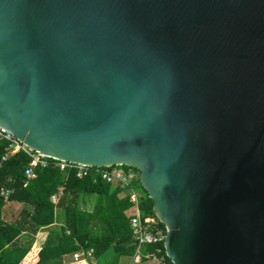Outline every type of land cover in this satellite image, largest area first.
<instances>
[{
  "label": "water",
  "instance_id": "obj_1",
  "mask_svg": "<svg viewBox=\"0 0 264 264\" xmlns=\"http://www.w3.org/2000/svg\"><path fill=\"white\" fill-rule=\"evenodd\" d=\"M0 126L137 168L175 264H264V0H0Z\"/></svg>",
  "mask_w": 264,
  "mask_h": 264
},
{
  "label": "trees",
  "instance_id": "obj_2",
  "mask_svg": "<svg viewBox=\"0 0 264 264\" xmlns=\"http://www.w3.org/2000/svg\"><path fill=\"white\" fill-rule=\"evenodd\" d=\"M6 145L7 141H0V160ZM30 160L20 150L0 167V264H120L123 256L134 255L138 244L130 224L133 205L119 184L96 178L94 173L79 176L75 167L61 169L52 158L49 165L36 167V177L28 178L25 168ZM135 187L141 193L142 214L154 217L152 228L166 235V225L157 217L154 201L139 179ZM6 189L10 190L7 195ZM90 198L93 204L87 208ZM9 202L22 205L14 219L5 217ZM60 210L63 218L58 222ZM25 233L35 236L32 243L21 242ZM91 248L93 254L88 259L66 258L76 250ZM148 251L156 252L165 264H175L166 253L164 239L144 244L142 252Z\"/></svg>",
  "mask_w": 264,
  "mask_h": 264
},
{
  "label": "built area",
  "instance_id": "obj_3",
  "mask_svg": "<svg viewBox=\"0 0 264 264\" xmlns=\"http://www.w3.org/2000/svg\"><path fill=\"white\" fill-rule=\"evenodd\" d=\"M7 141L5 148V153L0 160V167L3 161L18 151L26 152L31 160L27 167L25 168V175L28 178L36 177V167H45L49 165L51 158L56 160V163L61 169H66L67 167H75L77 169V174L79 176H85L90 173L96 174V178L100 177L110 183L119 184L120 187L127 192V195L132 201V212L130 216V224L132 227L133 238L138 244L136 252L132 256L133 261L140 263L144 260H156L159 264H165L160 257L154 251L142 252V246L147 243H157L165 239V234H163L159 229L154 230L153 224L156 223V219L152 216L143 215L140 207V191L135 187V181H137L140 175V171L133 167H125L123 164H114L110 166H95L86 165L82 163H76L67 161L64 159H58L40 152L39 150L29 146L22 140H20L13 132H11L6 127L0 126V141ZM10 192L6 189L5 194ZM62 193V191L60 192ZM58 195L52 197L53 201H57ZM93 254V249H80L73 253V259L75 261L88 259Z\"/></svg>",
  "mask_w": 264,
  "mask_h": 264
},
{
  "label": "rangeland",
  "instance_id": "obj_4",
  "mask_svg": "<svg viewBox=\"0 0 264 264\" xmlns=\"http://www.w3.org/2000/svg\"><path fill=\"white\" fill-rule=\"evenodd\" d=\"M139 188V186H137ZM139 190V189H138ZM93 204V198H90L86 201L85 205L87 208H91ZM22 209V205L19 203H15V202H9L4 209V213H5V217L7 219H14L15 217H17L20 214V211ZM62 212L61 210L58 211V219L57 221L59 222L60 220H62L63 216H62ZM21 242L22 243H32L33 240L35 239V236L31 233H25L22 237H21ZM68 258V256H67ZM147 261V260H145ZM145 261H142L140 263H135L132 261V258L130 256H126L123 258L122 263L123 264H147L145 263Z\"/></svg>",
  "mask_w": 264,
  "mask_h": 264
},
{
  "label": "crops",
  "instance_id": "obj_5",
  "mask_svg": "<svg viewBox=\"0 0 264 264\" xmlns=\"http://www.w3.org/2000/svg\"><path fill=\"white\" fill-rule=\"evenodd\" d=\"M62 191V190H61ZM60 191V192H61ZM126 194H127V192L126 191H124ZM80 250V249H79ZM77 251V250H76ZM75 252V251H74ZM73 252V253H74ZM73 253L71 254V255H67L68 256V258H67V256H66V258H67V260H71V261H74V259H73ZM124 257H126V256H123L122 258H121V261H120V264H123L122 263V261H123V258ZM131 258H132V256H131ZM132 261H133V258H132ZM145 261V260H144ZM134 262V261H133ZM136 263V262H135ZM145 263H147V264H159V262L158 261H156V260H147V261H145ZM91 264H94L93 262H91Z\"/></svg>",
  "mask_w": 264,
  "mask_h": 264
}]
</instances>
